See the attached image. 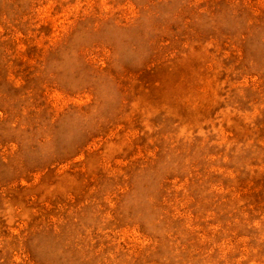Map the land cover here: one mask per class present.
<instances>
[{
	"label": "rangeland",
	"instance_id": "obj_1",
	"mask_svg": "<svg viewBox=\"0 0 264 264\" xmlns=\"http://www.w3.org/2000/svg\"><path fill=\"white\" fill-rule=\"evenodd\" d=\"M0 264H264V0H0Z\"/></svg>",
	"mask_w": 264,
	"mask_h": 264
}]
</instances>
